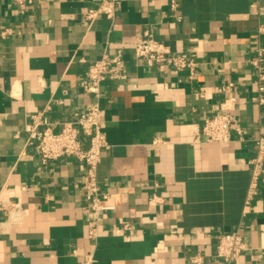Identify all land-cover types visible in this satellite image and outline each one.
Returning <instances> with one entry per match:
<instances>
[{
  "label": "crops",
  "instance_id": "0c3cea01",
  "mask_svg": "<svg viewBox=\"0 0 264 264\" xmlns=\"http://www.w3.org/2000/svg\"><path fill=\"white\" fill-rule=\"evenodd\" d=\"M177 2L174 12L169 0H121L113 20L90 22L96 0H0V264H84L87 255L93 264H264V180L244 213L249 161L264 136L251 63L264 48V0L261 9L254 0ZM147 29L192 55L195 71L137 59L134 42ZM119 48L125 77L105 80L99 100L107 145L97 176L110 208L90 238L84 164L42 163L26 124L37 118L58 131L83 112L94 99L81 79ZM229 81L235 87L221 93ZM223 102L231 140L209 142L202 126ZM7 201L20 211L9 214ZM238 229L248 249L227 262L219 237Z\"/></svg>",
  "mask_w": 264,
  "mask_h": 264
},
{
  "label": "built area",
  "instance_id": "2783aa9c",
  "mask_svg": "<svg viewBox=\"0 0 264 264\" xmlns=\"http://www.w3.org/2000/svg\"><path fill=\"white\" fill-rule=\"evenodd\" d=\"M18 4H25L27 0H13ZM172 11H177L179 3L177 0H169ZM252 7L263 8L258 0H254ZM97 7L84 13L88 21H93L102 15L113 20L120 8L121 0H96ZM264 9V8H263ZM178 17V16H177ZM180 18V16L178 17ZM258 35L264 32V24L258 29ZM256 54L251 58V63L256 69V82L260 91L264 90V48L258 46ZM134 54L137 59L147 64L169 66L176 70L189 69L194 72L197 66L192 55L186 52L175 53L163 42L155 38L151 30H144L143 34L134 42ZM124 50L119 48L114 54L105 53L101 59L91 63L80 81V85L86 94L94 99L83 112H78L73 119L64 122L58 131H54L49 125L39 127L40 122L35 118L26 124L27 144L34 148L42 161H55L64 156L74 157L85 166V195L90 203L94 218L88 221L89 237L96 238L98 235V221L103 210L110 208L104 205V195L101 193L98 182V166L102 158V150L107 145L104 132V121L101 117V88L102 83L107 80H118L124 78ZM235 87L234 81L222 84L218 90L221 93H230ZM259 102L264 98L258 96ZM231 106L223 102L220 109L205 120L202 133L207 141L226 144L231 140ZM87 141L86 146L84 145ZM250 182L245 197L244 213H248L252 203L258 194L261 180H264V136L256 139V154L249 161ZM6 206L9 214H16L21 206L16 202L7 201ZM13 214V215H14ZM11 215V216H13ZM124 228L131 229L132 224L125 222ZM248 249V246L240 232L236 230L219 237L216 247L217 256L227 262L237 261L239 256ZM200 263L201 259L193 258ZM84 264H93L91 255H87Z\"/></svg>",
  "mask_w": 264,
  "mask_h": 264
}]
</instances>
